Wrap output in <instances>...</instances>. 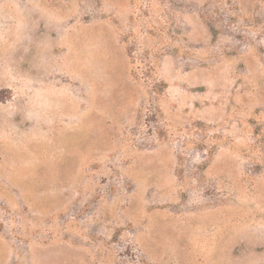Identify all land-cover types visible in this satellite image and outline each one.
I'll use <instances>...</instances> for the list:
<instances>
[{
  "label": "rangeland",
  "instance_id": "374dc122",
  "mask_svg": "<svg viewBox=\"0 0 264 264\" xmlns=\"http://www.w3.org/2000/svg\"><path fill=\"white\" fill-rule=\"evenodd\" d=\"M0 264H264V0H0Z\"/></svg>",
  "mask_w": 264,
  "mask_h": 264
}]
</instances>
